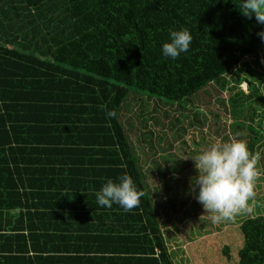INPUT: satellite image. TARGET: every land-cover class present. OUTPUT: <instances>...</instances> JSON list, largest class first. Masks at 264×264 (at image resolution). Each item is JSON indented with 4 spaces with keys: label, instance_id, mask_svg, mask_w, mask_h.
Returning a JSON list of instances; mask_svg holds the SVG:
<instances>
[{
    "label": "trees",
    "instance_id": "16d2710c",
    "mask_svg": "<svg viewBox=\"0 0 264 264\" xmlns=\"http://www.w3.org/2000/svg\"><path fill=\"white\" fill-rule=\"evenodd\" d=\"M238 7L239 0H0V264H264L261 208L183 248L168 229L191 210L201 214L177 172L197 174L191 158L209 144L205 137L246 141L259 156L255 184L264 187V98L249 80L262 77L254 68H264V26ZM180 29L192 36L190 50L164 58L162 44ZM244 75L248 92L239 88ZM199 107L211 109L207 120ZM216 108L224 118L211 123ZM130 114L145 128L162 115L176 134L161 132L155 144L145 131L144 160ZM184 119L199 140H182ZM123 174L143 193L139 206H98L103 184Z\"/></svg>",
    "mask_w": 264,
    "mask_h": 264
},
{
    "label": "clouds",
    "instance_id": "9594fccd",
    "mask_svg": "<svg viewBox=\"0 0 264 264\" xmlns=\"http://www.w3.org/2000/svg\"><path fill=\"white\" fill-rule=\"evenodd\" d=\"M247 18H255L257 25L264 26V0H239L237 8ZM264 42V30L257 33ZM192 36L188 29L171 30L169 39L161 46L164 58L176 60L190 50ZM115 118V111H108ZM197 174L190 178L189 194L211 213L213 223L233 218L247 208V202L255 195L254 184L260 172L257 170L259 156H253L246 141L216 142L191 158ZM143 193L138 191L132 178L123 174L118 182L109 179L96 193L100 207L111 208L114 204L124 211H131L140 204Z\"/></svg>",
    "mask_w": 264,
    "mask_h": 264
},
{
    "label": "rangeland",
    "instance_id": "374dc122",
    "mask_svg": "<svg viewBox=\"0 0 264 264\" xmlns=\"http://www.w3.org/2000/svg\"><path fill=\"white\" fill-rule=\"evenodd\" d=\"M246 64H250V63L247 62ZM254 69L255 70H258L262 74V77L259 79V81L253 80V78H249V80H252L253 85L258 89V91L260 92V95L264 98V68H257L256 67ZM241 78H242V82H241V84H239V88L242 91H245V92L250 91L248 89L249 88L248 78H246L245 75L242 76ZM233 83L234 82L232 81V79L230 77L229 78V81L227 83L228 85H226V86L227 87L232 86ZM213 93H214V91H213ZM203 95H205V92L204 93L201 92L198 96L201 97ZM223 95H224L225 98H228L229 97V91L228 92H225L224 91ZM197 99L198 98L196 97V100ZM197 103L199 104L200 102L198 101ZM197 103L194 102L195 105ZM143 107L144 108H150V106H149L148 103H146L145 106H143ZM201 108L202 107H199L200 112L203 109V108L202 109ZM203 110H204V114L205 115L204 116H203V114L200 115V118H203V117L206 116L205 119L207 120L208 119V113H209V111L211 109L208 111L207 109L204 108ZM213 113L215 114V117H212V116L209 117V120H210L209 122H211V123L213 121H215L214 119L216 118L217 115L219 116V118L222 117L221 108L213 109ZM258 115H259L260 118H262L261 125L264 126V111L261 110L260 112H258ZM129 116L128 117L130 119H132V121L134 123H136V125H135L136 128L132 132H130L131 141L136 146V149H137L138 153L140 154L141 158H144V160H146L145 159L146 156H149V158H148V160H149L150 159V155H151L150 154L151 151L149 152V150H148V145L145 144V142L143 141L144 138H143V135L142 134H146L145 131L151 130V131L154 132V143L155 144L158 143L157 138L159 137V134L161 132H168V134L171 135V136L176 134V129L171 130L169 128L170 121L166 117H164L162 115H160V116L158 115L157 116V117L160 118V123L159 124L153 123L154 121L153 120H150L149 123L147 124V128L141 127L140 126V122L137 123V121L133 118V116L131 114ZM173 116L177 117L178 116V113H174ZM222 118H224V115H223ZM170 119H172V118L170 117ZM180 125L186 131V133L183 135L184 136L183 139H182L183 141H185V140L191 141L192 138L195 139V140H199L198 139L199 136L196 134L197 131L195 132V130H196L195 127L192 128L190 126V124L187 122V119H184V123L183 124L181 123ZM207 126H209V123H207ZM201 130H203L204 131V134H206V129L204 128V126H203V128H201ZM204 141H206V143H209L210 146H208L209 144L208 145L203 144V146H200L199 147V149L201 151L208 149L214 143L220 141V138L217 137L216 142H215L213 136H208V137H205V140ZM156 159H158L157 156H156ZM170 159H171V161H168ZM170 159L169 158L167 159V161L169 162L167 164L168 165L175 166L177 164V161H172L174 159V157H172V156L170 157ZM192 163H194V162L192 161ZM177 176L179 177V179H182V180H186L187 179L188 181H190L189 176L186 175L182 171H178L177 172ZM254 193H255V195L247 202V208H246L245 211H243L245 213L243 214L241 212V213L237 214L236 217H233L231 219H228V220H231L232 222H234L232 224H230V223L227 224V221L228 220H223V221H221L219 223H213L211 221V219H210V216L211 215L210 214L209 215L208 214H203L202 212H204V210H203L202 206L192 196L191 197L192 198V201L195 200L198 203V209H200L201 214H195V210H191V213H189L187 215H184V216H187V218L183 217L181 219V221H177L175 219V221H174L175 223L173 224V230L176 231V234H177V237H178V239H175V241H178L177 244H179V246L181 248H183L185 246V244H186L187 241L190 242L191 240L192 241L194 239L197 240L200 237L203 238V237H205V236H207L209 234H214V233H216L219 230L220 231H223V230H225V228H227L230 225H235V226H236V224L238 225V222H236L237 220H242V219L246 218V216L248 218L250 217L249 216V211H248L249 208H257L258 209L257 212H260V208L264 211V209L262 208L263 205H264V187L255 184L254 185ZM188 208H191V206H189ZM255 214H256V212L254 211L253 215H255ZM242 215H243V217H241ZM258 215H261V214H258ZM208 224H210V226H208ZM236 228H233L232 233H235V234L238 233V229H236ZM184 236H188L186 238L187 241L183 240V237ZM179 252H180V250H179ZM176 256H177V258L179 260H181L180 259L181 258V255L179 253L176 254ZM178 264H181V263L179 262Z\"/></svg>",
    "mask_w": 264,
    "mask_h": 264
},
{
    "label": "crops",
    "instance_id": "0c3cea01",
    "mask_svg": "<svg viewBox=\"0 0 264 264\" xmlns=\"http://www.w3.org/2000/svg\"><path fill=\"white\" fill-rule=\"evenodd\" d=\"M168 229H170V231L172 232L171 235H172V238H173V239H172L173 244H174V245L177 244L178 241H175V239H178V237H177L176 231L173 230V225H171ZM187 237H188V236H184V237H183V240L187 241V240H186ZM194 240H195V239H194ZM194 240H193V241H194ZM191 241H192V240H191ZM188 243H189V241L186 242L185 246H186ZM178 245H179V244H178Z\"/></svg>",
    "mask_w": 264,
    "mask_h": 264
}]
</instances>
